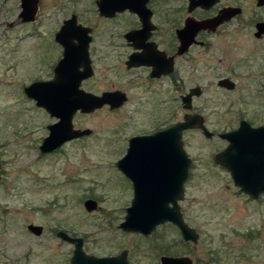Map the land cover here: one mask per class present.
Listing matches in <instances>:
<instances>
[{"label":"rangeland","instance_id":"1","mask_svg":"<svg viewBox=\"0 0 264 264\" xmlns=\"http://www.w3.org/2000/svg\"><path fill=\"white\" fill-rule=\"evenodd\" d=\"M90 5L94 8L93 0H40L35 21L16 24L20 0H0V264H69L73 244L59 238L58 230L81 237L87 254L110 256L126 249L130 264H160L161 255H187L194 264H264V197L248 200L212 166L217 139L196 130L185 134L195 169L179 204L184 221L198 233L195 243L184 241L169 222L146 236L118 226L132 194L115 158L132 128H143L138 107L128 103L118 111L77 113L74 126L91 128V136L48 154L38 150L46 126L56 118L23 89L32 75L60 59L52 41L55 30L80 11L84 21L98 27L122 26L128 18L103 20L88 12ZM253 53V47L244 51L250 58ZM237 81L235 91L220 88L214 79L199 83L205 90L193 99L192 110L205 116L209 129L226 128L238 113L264 106V95L256 92L245 68ZM181 91L174 89V121L186 111L177 96ZM86 198L95 199L97 209L86 211ZM29 223L41 225L42 233H30Z\"/></svg>","mask_w":264,"mask_h":264},{"label":"flooded vegetation","instance_id":"2","mask_svg":"<svg viewBox=\"0 0 264 264\" xmlns=\"http://www.w3.org/2000/svg\"><path fill=\"white\" fill-rule=\"evenodd\" d=\"M39 1L37 0L34 18L25 21L20 16L22 11L20 0L21 10L16 14V24L35 21ZM97 1L93 0L94 8H91L90 5L88 12L91 15L97 14L103 20L113 21L119 15L125 17L126 14L128 18L124 19L123 25L98 27L82 19L81 12L83 11L79 12L80 15L71 13L68 18L62 20V23L74 16L76 27L70 29L73 30L74 35L62 36L60 42L57 41L56 33L60 30V26L55 30L52 41L59 48L60 59L63 57L65 44L72 47L71 56L77 77L80 78L77 89L80 95L101 97L107 93L119 92L124 96V101L117 107H111L110 104L104 103L90 112L78 110L75 114L89 115L102 109L118 111L128 103L132 104V107L140 109L143 128H132V132L125 136L122 151L115 158L116 167L117 161L127 156L132 138L151 136L169 127H174V123L182 121L185 115L197 114L211 135L209 137L204 136L202 130L198 128L187 129L182 132L183 148L187 155L186 162L175 167L177 172L180 171L186 175L183 184L184 193L195 169V158L188 150L185 138V134L190 130L199 131L209 140L217 139L219 141V146L211 154L210 163L213 167L219 168L226 177L232 179V169L227 162L228 158L237 154L236 156L243 159L248 157V152L253 153L255 150L250 148L228 149L229 142L222 135L238 129L241 125L250 128L263 126L264 106L259 110L257 109L255 113L240 112L226 128L211 130L205 116L192 110V102L194 98H199L205 90L199 83L209 82L211 79H214L222 89L237 90L239 86L237 80L242 78L244 68L251 82L257 84L258 90L256 92L264 95V0H216L208 6L200 0H193L194 3H191V0H141L140 11L127 7L112 16L101 15ZM225 8L234 9V14L216 27L195 29V27L186 26V23L200 22L217 16ZM9 28L13 29L14 27ZM190 32H194V34L190 35ZM252 47L256 54L253 53L251 57H257L256 60H254L255 58L252 60L244 54L246 50L250 49L251 51ZM57 63L48 65V70L40 75H32L31 83L52 79ZM253 67L256 68L254 72L251 71ZM222 81L231 87L220 85L219 83ZM189 83L191 85L184 86V84ZM174 89L176 91L182 90L177 96L180 98L182 107L186 110L182 118L175 121ZM189 94H191V107L186 109L182 103V98ZM53 123L48 124L46 128ZM73 128L88 130V133L65 141L51 151L42 152L40 145L47 134L38 145V150L48 154L61 148L66 142L80 140L93 134L92 129L88 127H76L73 123ZM257 141L260 143L257 153L262 157L263 164H261L264 167L263 132L259 134ZM164 143L172 146L174 144L173 139L164 140ZM168 151H171V155L158 156L160 160L163 158L169 161L165 165L160 164V169L163 174H174V149H167ZM219 153L222 154L221 163L216 162L214 158ZM151 159L147 158V160ZM241 164L243 165V163ZM247 165L245 163V166ZM141 166L140 164L129 165L126 168L127 173L132 174V171L139 170L138 172L141 174L143 167ZM149 167L151 168L147 164L144 165V168L148 170H150ZM118 170L122 173L126 188L131 191L133 196V179L119 168ZM244 195L251 201H257L264 197V193L257 199Z\"/></svg>","mask_w":264,"mask_h":264},{"label":"water","instance_id":"3","mask_svg":"<svg viewBox=\"0 0 264 264\" xmlns=\"http://www.w3.org/2000/svg\"><path fill=\"white\" fill-rule=\"evenodd\" d=\"M142 1L98 0L97 5L101 15L112 16L114 13L120 12L127 7L140 11L139 5H142ZM200 1L208 6L216 0ZM21 3L22 11L20 16L25 21L32 20L36 14L37 0H21ZM191 3H194V1L191 0ZM233 11L234 9L225 8L217 16L200 22L186 23V26L195 27V29L201 27L213 28L230 18L234 14ZM75 27L76 22L74 16L64 20L60 30L56 33V40L60 42L62 36L74 35L73 30L70 29ZM193 34L194 32H190V35ZM71 51L72 47L65 44L63 57L55 65L52 79L48 81H36L24 88L25 95L33 99L36 106L43 108L50 116L57 118L55 123L47 127L49 131L48 135L40 145L42 152L51 151L65 141L88 133V130H77L73 128V116L78 110L81 112H90L94 108L102 106L104 103L110 104L111 107H117L124 101V96L119 92L107 93L101 97L87 96L85 94L80 95L77 90L80 78L77 77ZM219 84L227 85L228 88L231 87L223 81ZM190 97L191 94L182 98V103L186 109L191 107ZM193 128L201 129L203 135L206 137L211 135L209 130L203 125L200 116L197 114H188L184 116L182 121L174 123V127H169L151 136H138L130 140L129 152L127 156L117 161V167L124 173H127L126 168L129 165L140 164L143 167L141 166V174L138 172L139 170L136 172L132 171V174L127 173L134 181V193L130 205L126 208L123 221L119 223L120 229L141 233L146 236L158 225L170 222L179 229L181 238L184 241L192 243L197 241L198 233L184 221L179 205L180 201L184 199L183 184L186 175L180 171L177 172V168L175 167L186 162L187 155L183 148L182 132ZM262 132L264 133V125L258 128L241 125L238 129L222 135L229 142L228 149L250 148L251 150H255L253 153L251 151L248 152V157H244L243 159H240L236 154L227 160L229 167L232 169L234 186L238 188L240 193H244L252 199H257L264 193L263 159L257 153V148L260 146L257 139ZM172 139L173 146L164 143V140ZM171 148L174 149V174H163L160 169L161 165H165L169 161L163 158V160H160L159 157L171 155V151L167 152V149ZM221 156L222 154L220 153L216 154L214 157L215 161L221 163ZM147 158H152V161L147 160ZM245 163L249 166H245ZM146 164L151 166V168L149 167L150 170L144 168ZM144 170L149 172L147 173ZM83 206L86 211H92L98 207L97 201L91 198L85 199ZM27 229L36 236L42 233V226L37 224H28ZM56 234L62 240L73 244L69 264H130L127 259L126 249L117 255L98 257L87 254L83 250L81 237L71 236L63 230L57 231ZM159 260L160 264H193L192 258L187 255H161Z\"/></svg>","mask_w":264,"mask_h":264}]
</instances>
